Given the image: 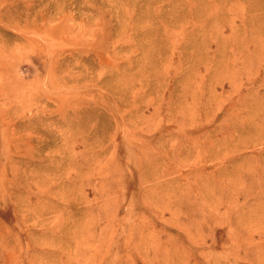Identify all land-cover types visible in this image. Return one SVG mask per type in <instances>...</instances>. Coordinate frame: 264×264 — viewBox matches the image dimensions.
<instances>
[{"label":"rangeland","instance_id":"374dc122","mask_svg":"<svg viewBox=\"0 0 264 264\" xmlns=\"http://www.w3.org/2000/svg\"><path fill=\"white\" fill-rule=\"evenodd\" d=\"M0 264H264V0H0Z\"/></svg>","mask_w":264,"mask_h":264}]
</instances>
